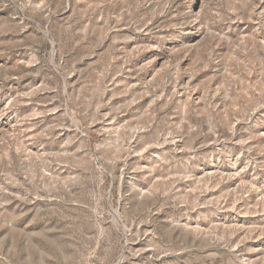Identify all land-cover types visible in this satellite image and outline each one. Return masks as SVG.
Masks as SVG:
<instances>
[{
  "label": "rangeland",
  "instance_id": "374dc122",
  "mask_svg": "<svg viewBox=\"0 0 264 264\" xmlns=\"http://www.w3.org/2000/svg\"><path fill=\"white\" fill-rule=\"evenodd\" d=\"M0 118V264H264V0H0Z\"/></svg>",
  "mask_w": 264,
  "mask_h": 264
},
{
  "label": "bare ground",
  "instance_id": "6f19581e",
  "mask_svg": "<svg viewBox=\"0 0 264 264\" xmlns=\"http://www.w3.org/2000/svg\"><path fill=\"white\" fill-rule=\"evenodd\" d=\"M224 126L227 127V129L231 132V134H233L234 130H235V127L234 125H232L230 122L227 121H224ZM12 128H13V122L11 121V119L9 118H6V119H2L0 118V134H3V132L5 134H9L12 132ZM264 133V132H263ZM215 158V157H213ZM231 158V157H230ZM219 159V158H218ZM211 161V160H210ZM217 161V160H216ZM234 161V159H233ZM239 162V161H238ZM210 164V163H209ZM233 165L231 166L232 168L230 170H225L223 169L220 164L218 162H216L214 164V167L211 165V167H207V168H202L203 172H202V176L203 178H207L206 180L207 181H210L211 183L209 184L210 187L208 186V188H216L222 181L223 179H231L232 177L235 179V180H231V183L230 185L231 186H235V184H243V183H250L252 184V180L250 178H247L245 176V174L243 173L242 170H239V165L238 163H232ZM146 165V164H145ZM210 166V165H209ZM206 167V166H205ZM143 168V167H142ZM247 178V179H245ZM208 185V184H207ZM207 188V189H208ZM197 189V188H196ZM188 191V190H187ZM191 193L194 192L193 189L191 188V190H189ZM188 191V192H189ZM216 192H219V189L216 190ZM138 196H141L144 194V192H142V190H140L139 192H137ZM146 195V194H145ZM185 195V194H184ZM196 195V194H195ZM178 196V194H177ZM183 196V195H182ZM186 196V195H185ZM192 196V195H191ZM184 197V196H183ZM187 197H188V194H187ZM190 197V195H189ZM186 198V197H185ZM190 199V198H189ZM188 200V199H187ZM186 221V220H185ZM195 224V223H194ZM193 223H190V222H185L183 225H182V228L185 230V231H188L189 234L191 235H198V236H201V238H206L208 237V233H204L199 227L198 225H194ZM230 225L233 229H228L227 231H224V232H220L222 234L224 233H228V232H232L235 230V227H236V224H235V221L234 220H230ZM224 226V223L222 222V226H220L221 228ZM181 228V227H180ZM182 229V230H183ZM235 232V231H234ZM185 233V232H184ZM210 233V232H209ZM221 234V236H222ZM200 238V239H201ZM202 240V239H201ZM204 240H207V239H204ZM262 260H264V256L262 257ZM244 264H253V262H251V260H246L244 259Z\"/></svg>",
  "mask_w": 264,
  "mask_h": 264
}]
</instances>
